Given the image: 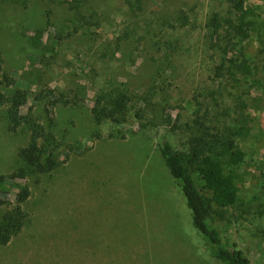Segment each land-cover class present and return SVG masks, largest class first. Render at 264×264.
Wrapping results in <instances>:
<instances>
[{
	"label": "rangeland",
	"instance_id": "374dc122",
	"mask_svg": "<svg viewBox=\"0 0 264 264\" xmlns=\"http://www.w3.org/2000/svg\"><path fill=\"white\" fill-rule=\"evenodd\" d=\"M247 2L257 9L256 17L250 18L256 19L253 35L264 66V0ZM96 5L103 39L92 42L77 36L59 47L50 42L53 31L47 29L45 15L51 7L58 24L67 23L63 7L36 3L25 10L0 0L5 71L32 90L48 85L75 95L84 86L87 96L82 107L58 109L60 130L70 131L65 141L79 144L81 152L53 175L29 181L33 195L26 209L31 221L8 245L0 246V264H220L195 226L181 185L158 147L166 137L184 149L186 132L164 125L141 128L136 119L98 126L91 107L105 81H126L140 92L153 83L156 67L150 57L160 53L145 41L137 43V38L155 32L157 40H179L181 50L174 60L175 78L164 79L168 87L163 92L151 90L155 95L148 102L157 107L159 102L167 104L168 113L174 117L181 113L182 123L189 120L191 96L208 82L210 69L219 59L206 41L207 21L214 12L225 15L227 5L223 0H98ZM180 8L188 12L190 24L172 31L162 21ZM140 17L153 30L142 24L135 26L136 31L130 28L132 39L117 52L107 48L112 56L102 59V47L125 24L140 23ZM133 59L137 62L131 67ZM242 90L252 120L250 134L238 139L246 153L241 199L224 210L225 218L216 226L226 240L239 245L251 264H264V81L244 85ZM3 115L0 107V173H10L19 164V150L29 136L10 132ZM148 115L154 119L151 111ZM97 132L104 136L96 138ZM111 133L116 136L110 137ZM195 179L203 187L197 175ZM5 210L1 207L0 215Z\"/></svg>",
	"mask_w": 264,
	"mask_h": 264
},
{
	"label": "trees",
	"instance_id": "16d2710c",
	"mask_svg": "<svg viewBox=\"0 0 264 264\" xmlns=\"http://www.w3.org/2000/svg\"><path fill=\"white\" fill-rule=\"evenodd\" d=\"M1 1L25 10L36 3L63 7L68 14L67 23L58 24L52 16L54 11L51 7L45 15L46 27L53 31L50 42L54 46L60 47L77 36L92 42L103 39L96 5L98 0ZM223 1L227 5L226 14L214 12L207 21L209 33L206 41L208 47L219 54V59L210 69L208 82L191 96L193 113L189 120L182 123L181 113L176 117L168 113L167 104L163 106L159 102L157 107L148 102L155 95L151 90L161 93L168 87L164 79L175 78L174 60L181 50L179 40L160 41L155 32L137 38V43L145 41L151 49L160 53L158 57H150L156 67V77L149 85L150 89L146 87L141 92L134 91L128 82L117 81L116 78L105 81L95 97L91 114L98 126L106 122L123 125L130 119H136L141 122V128L164 125L174 131H185L187 141L184 149L176 148L166 137L160 140L158 147L171 175L181 185L193 212L195 226L220 264H251L237 243H230L222 236L216 222L225 218V209L235 207L241 199V167L246 161V153L238 139L250 134L252 120L242 87L262 83L264 66L260 60V44L253 35L257 30L256 19L250 18L256 17L257 9L247 0ZM140 18V23L135 20L136 23L125 24L121 33L102 47V59L112 56L105 51L107 48L114 47L117 52L123 42L132 39L130 28L142 24L149 32L153 30L150 22ZM162 22L168 29L176 31L190 24V16L180 8ZM258 33L261 37L262 34ZM140 53L138 59L142 56ZM136 62L133 59L129 64L132 67ZM84 89L80 86L75 95L48 85L32 90L18 76L5 71L4 53L0 47V107L4 109L3 117L10 132H24L29 136L28 143L19 150V164L10 173H0V208L6 209L0 215V246L8 245L31 221V214L26 209L33 195L29 181L53 175L73 154L81 152L79 144L65 141L70 131L60 130L58 109L84 106L87 99ZM144 102L147 105L142 106ZM163 102L166 103L167 99L164 98ZM149 110L154 119L148 118ZM103 136L101 132L95 134L96 138ZM113 136L116 135L111 133L110 137ZM195 175L203 181V187L198 186Z\"/></svg>",
	"mask_w": 264,
	"mask_h": 264
}]
</instances>
